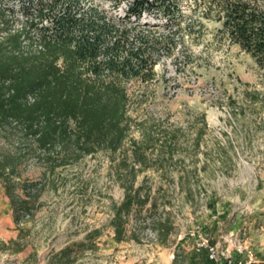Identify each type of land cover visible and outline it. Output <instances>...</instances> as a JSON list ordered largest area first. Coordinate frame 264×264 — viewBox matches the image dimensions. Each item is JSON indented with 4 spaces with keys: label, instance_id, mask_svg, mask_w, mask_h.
Here are the masks:
<instances>
[{
    "label": "rangeland",
    "instance_id": "rangeland-1",
    "mask_svg": "<svg viewBox=\"0 0 264 264\" xmlns=\"http://www.w3.org/2000/svg\"><path fill=\"white\" fill-rule=\"evenodd\" d=\"M180 1L184 16L175 22L146 15L139 26L132 25L173 41L172 54L162 53L153 81L127 83L131 136L141 139L143 128H153L160 140L155 149L164 154L138 177L156 206L134 213L129 238L116 242L111 220L124 198L116 173L121 156L99 152L53 168L34 151L33 141L7 127L0 131V146L25 153L16 193L32 208L16 223L0 180V264H65L69 258L61 252L68 247L71 258L78 256L75 264H157L160 248L172 254L173 264H203L194 252L192 232L212 244L234 235L253 251L255 263L264 264V71L222 31L218 10L209 9L211 0ZM251 1L264 9V0ZM94 4L113 17L124 15L104 0ZM13 9L12 25L20 28L24 18L17 6ZM203 118L207 126L200 148H188L184 139L180 143V130L192 142L204 127ZM166 132L178 133L172 161L167 148H161ZM218 145L228 151L225 163L217 156ZM186 173L192 179L182 185L180 176ZM28 183L38 185L24 189ZM165 218L173 230L162 242L155 229ZM94 231L99 232L95 247L77 248L89 245L87 235Z\"/></svg>",
    "mask_w": 264,
    "mask_h": 264
},
{
    "label": "trees",
    "instance_id": "trees-1",
    "mask_svg": "<svg viewBox=\"0 0 264 264\" xmlns=\"http://www.w3.org/2000/svg\"><path fill=\"white\" fill-rule=\"evenodd\" d=\"M94 1L0 0V131L19 129L53 168L71 157L79 161L99 152L119 154L116 173L124 198L114 206L111 225L115 241L121 243L129 238L132 215L148 204L156 206L150 193L144 192L145 180L138 184L140 173L164 159L163 151L155 149L160 140L153 128H143L141 139L131 136L134 119L129 115L127 83L153 81L162 53L173 51L169 37L132 25L139 26L146 15L167 22L184 15L180 0H104L115 13L124 12L119 17ZM209 2L210 11L217 9L223 20L222 31L264 71V9L251 0ZM13 6L24 18L20 28L12 25ZM203 121L192 142L180 130V143L184 139L188 148H200L207 126ZM163 134L166 141L161 148H167L172 161L178 133ZM183 151L191 156L187 149ZM216 152L225 163L226 147L218 145ZM24 155L22 149L0 146V180L16 223L32 208L29 200L16 193L17 169ZM198 172L196 168L193 175ZM191 179L192 174L186 173L180 176V184ZM37 185L28 183L24 189ZM156 226L159 239L165 242L173 230L171 220L159 219ZM95 234L99 232L87 235L89 245L83 242L77 248H94ZM130 237L138 240L135 233ZM72 253L71 247L61 252L69 258L65 264L78 261V256L71 258ZM203 262L213 264L206 255Z\"/></svg>",
    "mask_w": 264,
    "mask_h": 264
},
{
    "label": "built area",
    "instance_id": "built-area-1",
    "mask_svg": "<svg viewBox=\"0 0 264 264\" xmlns=\"http://www.w3.org/2000/svg\"><path fill=\"white\" fill-rule=\"evenodd\" d=\"M30 101L32 102L34 99L30 98ZM191 236L194 238V252L197 259L202 262L203 256L206 255L213 264L255 263L253 251L238 237L234 238V235L226 236L222 242L216 244L210 243L209 239L199 232H192ZM230 246H233V251L229 249Z\"/></svg>",
    "mask_w": 264,
    "mask_h": 264
},
{
    "label": "crops",
    "instance_id": "crops-1",
    "mask_svg": "<svg viewBox=\"0 0 264 264\" xmlns=\"http://www.w3.org/2000/svg\"><path fill=\"white\" fill-rule=\"evenodd\" d=\"M159 260L157 264H173V256L170 252L167 250H162L161 248L159 249ZM154 264V263H152Z\"/></svg>",
    "mask_w": 264,
    "mask_h": 264
}]
</instances>
